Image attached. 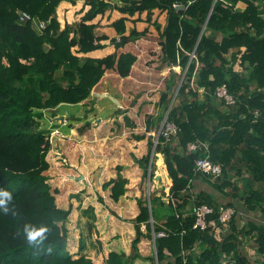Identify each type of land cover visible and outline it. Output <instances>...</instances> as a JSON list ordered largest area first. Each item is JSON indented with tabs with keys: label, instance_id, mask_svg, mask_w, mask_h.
I'll return each instance as SVG.
<instances>
[{
	"label": "trees",
	"instance_id": "trees-1",
	"mask_svg": "<svg viewBox=\"0 0 264 264\" xmlns=\"http://www.w3.org/2000/svg\"><path fill=\"white\" fill-rule=\"evenodd\" d=\"M62 1L67 0H0V188L12 193L9 206L15 212H0V264H133L135 259L147 264H264V0H140L119 9L130 14L166 11L162 52L166 63L178 64L185 74L167 115L177 134L169 141L159 137L155 147L172 181L170 200L163 204L151 195V214L147 202L137 200L129 255L105 250L95 232L96 261L85 255L75 258L67 250L70 209L57 207V190L48 184L51 144L39 120L43 110L85 100L106 70L127 77L136 57L118 55V50L140 33L113 40L103 58L78 57L101 47L88 22L112 7L104 0H86L90 8L81 23L62 28L56 15ZM239 2L244 10H237ZM20 12L32 20L19 23ZM40 22L45 28L38 30ZM119 25L117 32L122 33V19ZM191 53L195 58L190 60ZM220 86L235 100L233 105L216 96ZM196 141L206 143L210 160L221 166L215 181L194 171L195 160L203 154L187 153V145ZM152 147L150 142V152ZM150 152L138 161L143 181L148 174L153 177ZM193 180L206 182L214 193L192 194L188 185ZM124 184L123 179L113 182L114 200L124 193ZM200 205L213 208L207 220L218 227L193 228V209ZM156 206H164L162 222L155 216ZM220 207L235 211L226 230L218 221ZM26 223L48 227L43 245L26 242ZM152 231L167 235L155 239L152 256L142 257L137 245L141 238L152 241ZM246 246L256 255L253 262Z\"/></svg>",
	"mask_w": 264,
	"mask_h": 264
},
{
	"label": "crops",
	"instance_id": "crops-1",
	"mask_svg": "<svg viewBox=\"0 0 264 264\" xmlns=\"http://www.w3.org/2000/svg\"><path fill=\"white\" fill-rule=\"evenodd\" d=\"M104 1L112 8L88 22L94 26V36L100 39L98 43L101 47L76 55L103 58L113 46V40L135 31L140 36L118 50V55L136 57L129 75L122 78L114 70H106L82 102L61 103L46 110V113L42 111V118L47 119L44 130L51 144L46 156L49 168L45 175L51 189L57 190V207L70 209L65 222L67 250L72 254L84 252L94 261L99 256L98 248L92 246L95 232L105 250L129 255L135 236L132 220L139 214L137 200L141 198L147 202L150 214L151 195L160 198L163 204H168L170 200L172 181L162 155L155 151L158 140L153 135L162 125L185 74L178 64L166 63L162 52V34L168 22L166 11L154 8L130 14L119 9L130 8L131 1L139 3L140 0ZM85 2H60L56 15L62 28L66 23H81L90 8ZM236 8L241 11L245 5L239 2ZM121 19L124 31L119 33L116 26ZM206 35L214 34L206 32ZM216 39L221 37L216 36ZM177 77L179 81L176 84ZM203 92L202 88L199 89V101L204 100ZM163 95H167V100L162 99ZM150 142L153 144L151 152ZM149 152L153 177L150 179L148 174L143 181V169L138 161ZM159 160L163 167L157 165ZM118 179L125 181L124 193L114 200L112 187ZM191 185L192 194L202 191L214 193L213 188L201 180L191 181L188 188ZM217 199H220L218 194ZM161 207H154L159 222L164 221L166 216ZM192 207L191 202L186 210ZM141 230L146 233L144 226ZM80 246H83L82 251ZM137 247L142 257L152 256L155 251L150 238H141ZM140 260L135 259L133 264Z\"/></svg>",
	"mask_w": 264,
	"mask_h": 264
},
{
	"label": "built area",
	"instance_id": "built-area-1",
	"mask_svg": "<svg viewBox=\"0 0 264 264\" xmlns=\"http://www.w3.org/2000/svg\"><path fill=\"white\" fill-rule=\"evenodd\" d=\"M30 20L32 19L28 14L24 12L19 13V18H18L19 23H25ZM36 27L38 30H40L45 28V24L40 22L39 24H37ZM190 57L191 59L195 58L193 53L190 54ZM216 96L222 98L227 105H233L235 103V100L227 93L225 86H220L217 88ZM177 131H178L177 126L174 123L167 121V117H166L164 118L162 125L160 126L156 135L154 134L153 136H156L157 140L159 137H162L164 140L169 141L170 138L176 136ZM196 150H201L203 155L195 160L194 171L209 176L212 181H215L221 175V166L210 160L208 145L206 143L196 141V142H191L187 145V153H193ZM212 213H213V208L207 205H200L198 207H195L193 209V215L195 217L193 228L205 230L209 227L211 228L218 227L217 223L214 220H207L208 216H210ZM234 214L235 211L231 207L219 208L218 221L219 224H221L223 230H226V228L228 227V223ZM166 235L167 234L165 232L155 233L154 231H152L153 244L156 238H162L165 237ZM247 249H251V248L249 247L245 248V250ZM222 264H234V263L229 262L228 260H224Z\"/></svg>",
	"mask_w": 264,
	"mask_h": 264
},
{
	"label": "clouds",
	"instance_id": "clouds-1",
	"mask_svg": "<svg viewBox=\"0 0 264 264\" xmlns=\"http://www.w3.org/2000/svg\"><path fill=\"white\" fill-rule=\"evenodd\" d=\"M12 201V193L6 189L0 188V212L8 213L9 211H13L11 208L10 202ZM49 229L47 226H42L40 228H36L35 226L26 223L23 226V234L26 242L35 247L43 245V242L47 239V233ZM51 251V248L48 249Z\"/></svg>",
	"mask_w": 264,
	"mask_h": 264
},
{
	"label": "rangeland",
	"instance_id": "rangeland-1",
	"mask_svg": "<svg viewBox=\"0 0 264 264\" xmlns=\"http://www.w3.org/2000/svg\"><path fill=\"white\" fill-rule=\"evenodd\" d=\"M178 81H179V78L177 77V79H176V84L178 83ZM199 96H200V94H199ZM173 98H174V96H173ZM172 106V105H171ZM43 111H45V113H46V110H43ZM47 112H51V111H47ZM46 123H47V119H45V118H42V120L40 119L39 120V124H40V128L41 129H44L45 127L44 126H46ZM157 165L159 166V167H163L162 166V163H161V160H159L158 161V163H157ZM46 173V172H45ZM147 182V181H146ZM154 210H155V212H156V209L154 208ZM189 212H190V210H189ZM96 243V240H93L92 241V243H93V247H97V245H95V243ZM68 252H69V254H71L72 256H74L75 258H78L79 256H81V255H85L86 257H88L84 252H79V253H77V254H72V253H70V251L68 250ZM246 252L248 253V255L250 256V260H251V262H253L254 261V259L256 258V255H255V253H254V251H253V249H247L246 250ZM88 258H90V257H88ZM97 258H98V256H97ZM97 258H96V260H97ZM91 260H94V259H92V258H90ZM95 260V261H96ZM141 261V260H140ZM137 262L136 264H143L142 262ZM145 264H147V263H145ZM253 264V263H252Z\"/></svg>",
	"mask_w": 264,
	"mask_h": 264
},
{
	"label": "water",
	"instance_id": "water-1",
	"mask_svg": "<svg viewBox=\"0 0 264 264\" xmlns=\"http://www.w3.org/2000/svg\"><path fill=\"white\" fill-rule=\"evenodd\" d=\"M183 8V6H176V9H182ZM182 80V79H181ZM171 105H172V103H171ZM171 105H170V107L168 108V110H167V113H166V116H165V118L167 117V115H168V113H169V109L171 108ZM150 221H151V223H152V219H150Z\"/></svg>",
	"mask_w": 264,
	"mask_h": 264
}]
</instances>
